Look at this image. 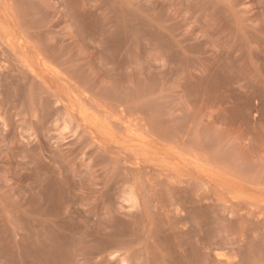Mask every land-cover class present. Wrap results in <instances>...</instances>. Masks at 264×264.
<instances>
[{
  "label": "rangeland",
  "instance_id": "obj_1",
  "mask_svg": "<svg viewBox=\"0 0 264 264\" xmlns=\"http://www.w3.org/2000/svg\"><path fill=\"white\" fill-rule=\"evenodd\" d=\"M0 264H264V0H0Z\"/></svg>",
  "mask_w": 264,
  "mask_h": 264
}]
</instances>
